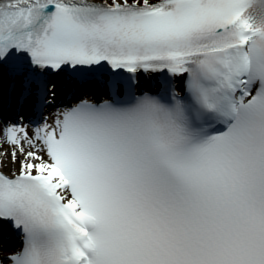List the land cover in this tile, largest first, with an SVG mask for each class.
<instances>
[{"label":"snow or ice","instance_id":"obj_1","mask_svg":"<svg viewBox=\"0 0 264 264\" xmlns=\"http://www.w3.org/2000/svg\"><path fill=\"white\" fill-rule=\"evenodd\" d=\"M0 264H264V0H0Z\"/></svg>","mask_w":264,"mask_h":264}]
</instances>
